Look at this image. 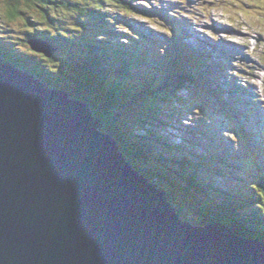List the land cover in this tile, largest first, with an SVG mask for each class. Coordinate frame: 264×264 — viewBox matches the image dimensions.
<instances>
[{
  "label": "water",
  "instance_id": "95a60500",
  "mask_svg": "<svg viewBox=\"0 0 264 264\" xmlns=\"http://www.w3.org/2000/svg\"><path fill=\"white\" fill-rule=\"evenodd\" d=\"M103 126L0 57V264H264V239L183 219Z\"/></svg>",
  "mask_w": 264,
  "mask_h": 264
},
{
  "label": "trees",
  "instance_id": "16d2710c",
  "mask_svg": "<svg viewBox=\"0 0 264 264\" xmlns=\"http://www.w3.org/2000/svg\"><path fill=\"white\" fill-rule=\"evenodd\" d=\"M110 2L115 9L120 8L125 13H141L131 0L5 1L0 22L5 25L23 18L24 26L31 25V28L24 39L15 38L14 42L12 35H2L5 34L2 25L0 57L27 69L49 87L65 89L73 98L88 103L93 113L104 120L103 130L116 139L121 153L134 169L167 193L168 200L183 219L195 225L223 223L239 236L264 239V171L258 163L255 167L246 165L242 151L237 158V154L225 158L230 153L225 150L223 156L212 153L206 161L200 155L196 161L191 158L195 152L187 151L186 146L174 145L173 148L169 144L161 134L168 132L162 119H169L163 106L177 97L180 101L177 93L192 84L195 78L187 70L173 75L164 72L160 64L163 60L155 50L157 46L144 45L146 40L143 45L139 41L129 48L121 44L114 47L116 45L110 39L120 35L113 28L108 29L110 21L114 23L113 16L103 9ZM31 10L37 12L33 21L26 14ZM59 12L74 15L79 25L88 20L91 30L87 35L69 36L62 31L65 28L58 27L59 20H55ZM35 21L40 23L39 27L33 24ZM178 34L179 40L187 37ZM31 38L49 41L60 51L59 56L45 58L17 48L19 40L27 43ZM190 51V47L183 50V60L187 64L195 61ZM239 136L256 162L260 160L257 153L263 151V147L249 146L243 135ZM231 157L242 169H230L236 173L237 185L227 190L216 188L210 179L204 178L203 172L211 176L223 174L221 170H228ZM179 190H186L188 195L182 202L175 200Z\"/></svg>",
  "mask_w": 264,
  "mask_h": 264
},
{
  "label": "rangeland",
  "instance_id": "374dc122",
  "mask_svg": "<svg viewBox=\"0 0 264 264\" xmlns=\"http://www.w3.org/2000/svg\"><path fill=\"white\" fill-rule=\"evenodd\" d=\"M5 1L8 0H0V15ZM135 5L141 8V13H125L120 8L115 9L111 2L103 6V9L113 16L111 20L115 23H111V26L119 33L120 44L129 45L136 38L151 37L163 47H171L172 53L180 56V44L177 46L173 33H177L179 28L183 29L188 34L185 43L196 49L201 48L206 53H212V58L201 64L202 69L192 70L200 69L205 73L208 72V78H214L215 82L218 79L226 91H233L236 99L240 98L243 102L239 105L240 110H245L250 105L264 110V0H136ZM36 13L31 10L26 14L29 20L33 21ZM55 18L59 20L58 27L65 28L66 30L62 29V31L67 32L71 37L73 34L87 35L91 30V23L88 20L79 25L77 18L68 12L65 14L59 12ZM19 19L13 23L6 22L5 25L0 22V29L3 25V32L8 33V35L2 33L4 37L12 35L13 41L16 40L15 38L22 40L26 37L31 25L25 27L23 18ZM33 24L40 26L36 21ZM173 26H177L178 29ZM40 32L41 30L38 34ZM195 35L197 38L192 37ZM21 40L16 44L17 48L20 47V50L31 55L33 52L29 51L26 43ZM161 50L164 51L163 48ZM56 56H59L58 52ZM176 61L179 63L178 59ZM165 66L167 71L175 70L168 63ZM190 67L185 65L186 69ZM197 75H200V72ZM177 95L180 96V104H174L179 98L177 97L175 100H169L164 107V110L170 111L171 119L170 122L167 121L169 133L162 134L170 137L173 145L181 143V137L185 136L186 139H183L186 142L182 140L183 144L189 148H191L189 145H193L191 149L198 150L197 154L204 155L206 161L212 153L215 156L221 154L223 146L230 151L225 158L233 154L241 156V147L237 146L240 142L235 133L239 122L235 119L233 125V120L229 118H234L236 112L234 114L233 110H229L232 116L227 117L226 111L221 110L219 105L212 106L202 91L194 88L189 92L182 90ZM228 96L229 94L226 93L224 97L227 102ZM202 117H209L210 121H202ZM187 132L190 133V137ZM254 136H256L255 132ZM208 139L211 140L210 145H207ZM243 157L247 164V157ZM262 165L264 166V161ZM229 174L234 177L231 171ZM222 176L212 175V180L217 186L228 189L230 186L222 183L227 177ZM185 192L186 190L176 191L175 200L182 202L184 197L188 196Z\"/></svg>",
  "mask_w": 264,
  "mask_h": 264
},
{
  "label": "bare ground",
  "instance_id": "6f19581e",
  "mask_svg": "<svg viewBox=\"0 0 264 264\" xmlns=\"http://www.w3.org/2000/svg\"><path fill=\"white\" fill-rule=\"evenodd\" d=\"M219 74H221V73H219ZM212 80H214V78ZM216 82H218V84H220V81L218 79L216 80ZM232 106L234 108V105H232ZM261 117H262V114L256 113L252 107L245 109L244 115L242 117L240 114L238 115L237 122H239V125L237 126V128H235L240 134L243 135V137L245 138V140L249 146L254 145L257 147V149H260L261 145L264 146V142L262 141V138H261V134H264V130L262 133H259L258 137L253 136L252 131L255 129V130H258V132H260L262 130L264 123L260 120ZM241 120H242V123L240 124ZM247 138H249V141H247ZM207 141H208L207 145H210L211 140L208 139ZM240 145L242 148H245V146L243 144V140L241 141ZM235 157L237 158L238 156L235 155ZM229 160L231 163H234L236 165V160L232 159V157ZM233 167L236 170L238 169L237 165L236 166L233 165ZM239 182H241V181H239Z\"/></svg>",
  "mask_w": 264,
  "mask_h": 264
}]
</instances>
